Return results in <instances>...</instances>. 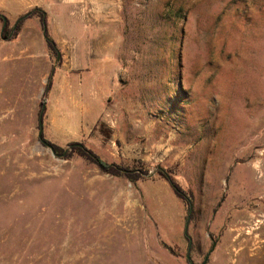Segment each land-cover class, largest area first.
<instances>
[{"label":"rangeland","instance_id":"obj_1","mask_svg":"<svg viewBox=\"0 0 264 264\" xmlns=\"http://www.w3.org/2000/svg\"><path fill=\"white\" fill-rule=\"evenodd\" d=\"M0 15V264H186L189 206L203 254L220 235L207 264H264V0ZM104 62L123 70L99 120Z\"/></svg>","mask_w":264,"mask_h":264},{"label":"crops","instance_id":"obj_2","mask_svg":"<svg viewBox=\"0 0 264 264\" xmlns=\"http://www.w3.org/2000/svg\"><path fill=\"white\" fill-rule=\"evenodd\" d=\"M98 70L97 73L95 74V76L92 78L93 81L95 79L96 83V89L98 91V98L101 101V107L97 110L98 111V118L99 120L101 119V114L104 111V105H106V102L109 100L108 96L105 98V96L107 94H109V96L113 95L115 93V88L117 87V83L118 81L116 80V77H118L117 75L121 74V71L123 70L121 67H113V70L110 69V66L108 64H106L105 62L100 65L98 64V66H96ZM119 73V74H117ZM120 77V76H119ZM81 80V78H79ZM82 80L84 81V79L82 78ZM85 87H82V90ZM106 89H107V94H106ZM106 94V95H105Z\"/></svg>","mask_w":264,"mask_h":264},{"label":"flooded vegetation","instance_id":"obj_3","mask_svg":"<svg viewBox=\"0 0 264 264\" xmlns=\"http://www.w3.org/2000/svg\"><path fill=\"white\" fill-rule=\"evenodd\" d=\"M194 211H195V209H193V208H187L186 209V212H187V219H186V221L187 220L188 221L194 220V217H193V215H194L193 212ZM185 233L183 231V237L187 241V247H186L185 255H184V260H185L186 264H197L196 259H198L201 256H203L202 261L199 263V264H201L204 261L205 257L207 256V254L212 250L210 252L209 256H208L207 261H206V264H207L210 255L214 253V251H215V249L217 247V244H218V242L220 240V235H218L216 237L209 236V241L211 243L210 244V248H209V250L205 254H203V250H202L201 246L200 245H198V246L194 245V242L191 239V237H189L188 232L185 231ZM189 241H190L191 244H190V248H189V251H188V242ZM172 255L174 257H176L177 259H181L180 256H182V250H181V247H180V244L179 243L175 244L174 247L172 248ZM187 255L189 257V260L186 259V256Z\"/></svg>","mask_w":264,"mask_h":264},{"label":"water","instance_id":"obj_4","mask_svg":"<svg viewBox=\"0 0 264 264\" xmlns=\"http://www.w3.org/2000/svg\"><path fill=\"white\" fill-rule=\"evenodd\" d=\"M30 14L29 13H27L26 15H24L23 17H21L18 21H17V23L19 22V21H22L23 19H25V18H27L28 16H29ZM0 18H1V21H2V28H1V34L3 33V31L5 30V28H6V26H7V19L4 17V16H2V15H0ZM42 33H43V38L45 39V41L46 42H49V39H48V37H47V35H46V24H45V19L43 18L42 19ZM43 112H44V105L42 106V108H41V111H40V114H39V117H38V139H39V141L42 143V144H44V145H46L51 151H52V148L48 145V144H46L45 142H44V140L42 139V130H43V127H42V116H43ZM73 147H78V148H80V149H82V150H84L85 152H86V150L84 149V147H83V145L82 144H72V145H70L69 146V148H73ZM52 153H53V151H52ZM184 197V196H183ZM189 208H191V206H189ZM187 227H188V220L186 221V224H185V231L187 230ZM186 234V233H185ZM190 241L188 242V251H189V248H190ZM212 251V250H211ZM210 251V252H211ZM210 252L207 254V256L205 257V259H204V261L201 263V264H206V261H207V259H208V256H209V254H210ZM186 259H188L189 260V257H188V255L186 256Z\"/></svg>","mask_w":264,"mask_h":264},{"label":"trees","instance_id":"obj_5","mask_svg":"<svg viewBox=\"0 0 264 264\" xmlns=\"http://www.w3.org/2000/svg\"><path fill=\"white\" fill-rule=\"evenodd\" d=\"M30 16V15H29ZM28 16V17H29ZM0 20H1V18H0ZM7 25H8V21H7ZM7 27V26H6ZM46 35H47V32H46ZM48 44H49V46L52 48L53 46V43L49 40V42H47ZM43 118V117H42ZM53 148V151H55L56 153L57 152H60V150L57 148V147H55V146H53L52 147ZM78 151H80L81 152V150L80 149H78ZM99 165L102 167V166H105V164L104 163H101V162H99ZM179 196H183V195H181V194H179ZM182 198V197H181ZM186 201H187V203H189V201L185 198V197H183Z\"/></svg>","mask_w":264,"mask_h":264}]
</instances>
